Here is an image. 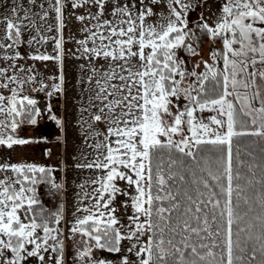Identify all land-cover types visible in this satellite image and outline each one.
I'll list each match as a JSON object with an SVG mask.
<instances>
[{
  "label": "snow or ice",
  "instance_id": "snow-or-ice-1",
  "mask_svg": "<svg viewBox=\"0 0 264 264\" xmlns=\"http://www.w3.org/2000/svg\"><path fill=\"white\" fill-rule=\"evenodd\" d=\"M47 2L16 0L0 21V149L47 142L20 135L42 120L64 131L52 102L67 94L70 7L81 38L67 51L89 93L77 124L92 150L74 166L94 176L66 220L57 169L0 163V264H69L66 240L71 264H264V164L243 143L256 138L264 153V0ZM37 6L42 20L55 13V36L33 20ZM49 40L55 55L22 51ZM28 60L54 61L58 74Z\"/></svg>",
  "mask_w": 264,
  "mask_h": 264
},
{
  "label": "rangeland",
  "instance_id": "rangeland-1",
  "mask_svg": "<svg viewBox=\"0 0 264 264\" xmlns=\"http://www.w3.org/2000/svg\"><path fill=\"white\" fill-rule=\"evenodd\" d=\"M43 1V0H37ZM47 2V0H46ZM45 2V3H46ZM54 2V0H53ZM48 3V2H47ZM72 9L68 7L65 12V23L66 27L63 31L65 37L64 48L66 49V54L64 57V74L66 77V89L67 94L65 97H55L53 98L52 107L53 110H60L58 115L65 119V126L63 133L55 125L54 122L41 121L38 129L27 127L26 129L20 130V135L28 138H38L41 136L47 137V142H41L39 144H29L24 146H16L12 150L0 149V163L5 160L11 163H36L38 165L48 166L57 171L54 172L58 182L65 185L64 205H65V219H72V212L74 211L75 204L77 202L76 193L84 191L78 187L85 181L93 178L94 174L91 170L78 169L74 165L86 162L82 158V153L87 154L88 158L92 157V150L84 146L83 136L81 135V127L77 124V120L80 117L79 109L81 106L87 107V100L89 93L84 92V85L79 84L80 72L78 70V65L82 61L75 60L68 54L67 50H74L76 48L75 40L70 39V37L81 38L78 34L79 24L74 17L71 16ZM50 25L52 26V32L42 33L45 36H55L56 35V21L55 13L49 10ZM36 35L31 32L25 37L27 41L31 36ZM3 32L0 31V39H3ZM54 41L49 40L46 44H33L28 47L25 44L22 48L23 52L35 53L39 49L42 53H48L55 55L53 50ZM212 47L211 44H205L201 48V56L204 59H208L209 50ZM215 47L219 48L220 45L217 44ZM200 56L189 57L188 64L191 67L192 63L198 62ZM28 65H35L39 69L40 73L45 77L55 76L58 74L57 65L54 61H27ZM3 65V61H0V66ZM203 66H201L202 68ZM52 83V81H47ZM42 98L43 94H39ZM208 115V113H205ZM85 119L87 115L85 114ZM33 131V132H32ZM57 138H60L59 140ZM47 149H51V153H47ZM60 169H63L62 171ZM11 175V173H8ZM65 231H67V225H65ZM79 239V237H77ZM66 261L71 264L72 255L74 253V248L71 247V242L66 240Z\"/></svg>",
  "mask_w": 264,
  "mask_h": 264
},
{
  "label": "crops",
  "instance_id": "crops-1",
  "mask_svg": "<svg viewBox=\"0 0 264 264\" xmlns=\"http://www.w3.org/2000/svg\"><path fill=\"white\" fill-rule=\"evenodd\" d=\"M16 2V0H2V2H0V21L3 20V18L5 16H11V8H10V5L11 4H14ZM24 2V7L25 8H29L31 7L28 3V0H23ZM46 0H43V1H38L37 5H39L40 3H43L44 4V7L47 9L48 8V3L46 2ZM9 5V6H5V5ZM31 12H32V16H33V20L35 21V23L37 25L40 26V30H41V33H46L48 32L47 31V27L48 25H50V16L47 20H42L41 19V11H40V8L37 6V7H32L31 8ZM21 15H23V13H21ZM25 23L27 24L28 22L25 21ZM32 26L29 24V28H31ZM4 29H5V24L0 22V31L3 32V35H4ZM33 34H35V30L31 31ZM31 32L25 30V33H24V38L26 36H28L29 34H31ZM33 132V131H32Z\"/></svg>",
  "mask_w": 264,
  "mask_h": 264
},
{
  "label": "trees",
  "instance_id": "trees-1",
  "mask_svg": "<svg viewBox=\"0 0 264 264\" xmlns=\"http://www.w3.org/2000/svg\"><path fill=\"white\" fill-rule=\"evenodd\" d=\"M244 145L250 149L253 154L256 156L255 163L260 165L264 164V153L261 152L262 144L256 138H243ZM259 176V172H258ZM256 191H259V185L256 186Z\"/></svg>",
  "mask_w": 264,
  "mask_h": 264
},
{
  "label": "built area",
  "instance_id": "built-area-1",
  "mask_svg": "<svg viewBox=\"0 0 264 264\" xmlns=\"http://www.w3.org/2000/svg\"><path fill=\"white\" fill-rule=\"evenodd\" d=\"M47 191V189L45 188H41V197L44 200V203L46 206L50 207V208H54L56 206V204L58 203L57 198L49 196V195H44V193ZM63 201H64V197H63Z\"/></svg>",
  "mask_w": 264,
  "mask_h": 264
}]
</instances>
